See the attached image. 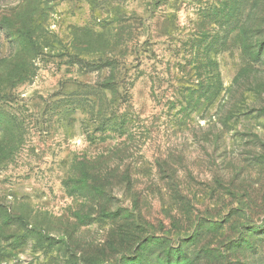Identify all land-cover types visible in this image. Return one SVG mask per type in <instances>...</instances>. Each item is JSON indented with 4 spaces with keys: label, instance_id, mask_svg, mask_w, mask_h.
<instances>
[{
    "label": "rangeland",
    "instance_id": "rangeland-1",
    "mask_svg": "<svg viewBox=\"0 0 264 264\" xmlns=\"http://www.w3.org/2000/svg\"><path fill=\"white\" fill-rule=\"evenodd\" d=\"M259 41L264 0H0V264H264Z\"/></svg>",
    "mask_w": 264,
    "mask_h": 264
},
{
    "label": "trees",
    "instance_id": "trees-1",
    "mask_svg": "<svg viewBox=\"0 0 264 264\" xmlns=\"http://www.w3.org/2000/svg\"><path fill=\"white\" fill-rule=\"evenodd\" d=\"M233 17H235L234 13L229 16L228 21L230 19H232ZM259 44L261 46H263L264 45V41H259ZM191 47L193 48V52H195L196 54H201V52H204L203 53L204 55H208L207 52L209 51V49H212V45H210L209 43H206L205 41H200V40H197L196 42L192 41V46ZM194 49H195V51H194ZM197 62H198V65H199V66L196 67L197 77L201 78L202 73H204V71L206 70V66L205 65H201L202 64V60L200 61L198 59ZM207 64H209V63H206V65ZM107 66H109V65H107ZM104 85H105V87L112 88L111 81L105 82ZM109 120H110V118H109ZM108 125H109V127H113L115 131H116V129H119V128L122 129L124 127L123 124H120V122H117L116 120H114L113 123L112 122L108 123Z\"/></svg>",
    "mask_w": 264,
    "mask_h": 264
}]
</instances>
